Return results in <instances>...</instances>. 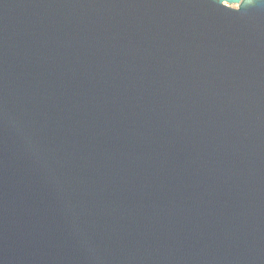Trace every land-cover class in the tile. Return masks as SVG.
Wrapping results in <instances>:
<instances>
[{
	"label": "water",
	"instance_id": "water-1",
	"mask_svg": "<svg viewBox=\"0 0 264 264\" xmlns=\"http://www.w3.org/2000/svg\"><path fill=\"white\" fill-rule=\"evenodd\" d=\"M0 264H264V0H0Z\"/></svg>",
	"mask_w": 264,
	"mask_h": 264
}]
</instances>
